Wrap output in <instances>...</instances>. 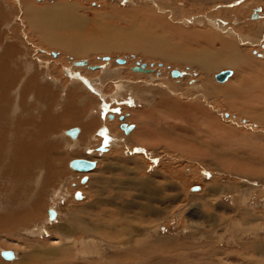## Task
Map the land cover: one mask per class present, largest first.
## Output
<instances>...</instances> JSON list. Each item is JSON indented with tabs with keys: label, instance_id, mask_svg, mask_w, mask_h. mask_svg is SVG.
Returning a JSON list of instances; mask_svg holds the SVG:
<instances>
[{
	"label": "rangeland",
	"instance_id": "rangeland-1",
	"mask_svg": "<svg viewBox=\"0 0 264 264\" xmlns=\"http://www.w3.org/2000/svg\"><path fill=\"white\" fill-rule=\"evenodd\" d=\"M18 1L0 0V219H20L17 226L0 223V264H264V253L251 252L254 245L264 250V34H257L264 0H27L42 8L31 18L33 34ZM61 2L87 19L63 21L53 10ZM166 27L174 31L169 36ZM149 37L168 57L186 43L207 58L218 47L214 40L236 43L250 68L240 77L251 85H238L233 68L207 75L190 64L173 66L145 47ZM81 61L103 68L73 66ZM137 64L152 75L134 72ZM226 71L228 84L217 79ZM218 87L230 93L216 94ZM142 112L165 131L140 146L126 139ZM123 123L134 128L126 133ZM74 128L80 133L69 139ZM102 128L109 130L105 146ZM80 138L88 144L80 146ZM21 145L23 153L11 154ZM78 159L96 168L75 171L70 163ZM49 210L57 212L55 222ZM10 250L17 255L11 262L1 255Z\"/></svg>",
	"mask_w": 264,
	"mask_h": 264
},
{
	"label": "bare ground",
	"instance_id": "bare-ground-1",
	"mask_svg": "<svg viewBox=\"0 0 264 264\" xmlns=\"http://www.w3.org/2000/svg\"><path fill=\"white\" fill-rule=\"evenodd\" d=\"M9 1H11V0H9ZM5 2H6V0H5ZM18 2H21V4H23V5H21V6H23V15L25 16V18L27 19V24H26V27L28 28L27 29V31H29L31 34H33L32 32H34V30H33V28L34 29H36L35 28V26L33 25V23H32V17H33V15L36 13L37 14V16H42V12H39V10L40 9H42V8H38V9H36V7H34V9L33 8H30L29 6H28V3L29 2H27V0H19ZM200 2V1H199ZM224 2H226V1H224ZM8 3H10V2H8ZM7 4V3H6ZM59 4V3H58ZM57 4V5H58ZM2 5V4H1ZM7 6V5H6ZM103 7V6H102ZM49 8H44V10H48ZM53 10H56L57 12H56V14H54V15H59V17L63 20V21H65V22H67L68 23V21H69V19L70 18H84V19H87V17H86V15H84V14H82V10H81V8H78L77 7V5H73V4H69V3H67V2H61L59 5H58V7L56 6V8H54ZM49 11H52V10H49ZM22 12V11H21ZM261 14H255V15H253V20H256V19H261V16H260ZM247 17V16H246ZM89 18V17H88ZM160 18V17H159ZM233 20V19H232ZM235 20V19H234ZM259 21V20H258ZM260 23V22H259ZM163 24V23H162ZM20 25V24H19ZM165 25V24H164ZM233 25V24H232ZM257 25H260V26H257V34H260V36H263V34H264V22L262 23L261 22V24H257ZM95 27H98V25L96 24L95 25ZM170 27L172 28V26L170 25ZM171 28H169V27H166V30H167V32H164L165 34H168V32H171V34H172V32H174ZM107 29V28H106ZM32 32H31V31ZM37 30V29H36ZM18 32H21V30L20 31H18ZM115 33V32H114ZM163 33V32H162ZM161 33V34H162ZM213 33V32H212ZM152 34V33H151ZM204 34V33H203ZM109 36V35H108ZM168 36H169V34H168ZM201 36V35H200ZM199 36V37H200ZM203 36V35H202ZM201 36V37H202ZM208 36H210V37H212L211 35H209L208 34ZM24 37V36H23ZM198 37V38H199ZM201 37H200V39H201ZM107 38V37H106ZM203 38V40H205L204 39V37H202ZM108 39H109V37H108ZM209 38H206V40L207 41H209L208 40ZM215 38H210V40H214ZM199 40V39H198ZM203 40H199V41H203ZM110 41V40H109ZM112 41V40H111ZM143 41V40H142ZM198 41V42H199ZM207 41H205L203 44H206V46H208L209 44H210V42H207ZM114 42V41H113ZM117 42H119V44H120V42H121V37H119L118 38V41ZM146 42V48H151V51H153V52H156V55L157 56H159L160 58H162V59H164V60H167V62H169V63H171L173 66H186V65H188V64H190L191 65V67H194V68H196V69H198V70H200L201 72H203V73H207V75H209L211 72H213V71H217V70H219V69H223V68H233V70L234 71H237L236 73H234V75H233V78H235L234 79V81H237V83H238V85L240 84L241 86H242V84L243 85H245V83H249L250 81H248V78H242V77H240V75L241 74H243L242 72H244V73H250V72H247V70H249L250 68H245L246 67V65L244 66L243 65V58H245V55H244V53L242 52V51H240L241 49H239L238 48V46H236V43H235V45L233 44H225L224 43V41L222 40V42L220 43L219 41H217V40H214V44H215V46H218V47H214L213 49L210 47L212 44H210L209 45V47L208 48H211L210 49V51H208V55H209V58H207L206 57V54H205V52H203V51H201V50H196V49H193V47H194V45L196 44V43H194L193 41H190V43L191 42H193L192 44V46L191 47H189L188 45H189V43H186L185 45H184V47L183 46H176V47H173L170 51H171V56H161V54H163V50L161 51V48H160V44H159V39L158 38H152V37H149V38H147V40L145 41ZM227 42V41H226ZM97 43V42H96ZM111 42H109V44H110ZM202 43V42H201ZM211 43H213V41H211ZM238 44V43H237ZM48 45V44H47ZM72 45V44H71ZM132 45H133V43H132ZM191 45V44H190ZM197 45V44H196ZM73 47H74V45H72ZM96 46V45H95ZM102 46V45H101ZM106 46V45H105ZM118 46V45H117ZM143 46V45H142ZM141 46V47H142ZM163 46V45H162ZM71 47V46H70ZM72 48V47H71ZM70 48V49H71ZM103 49L105 48L104 46L102 47ZM206 48V47H205ZM81 49H84V48H81ZM103 49H102V51H103ZM124 49V48H123ZM139 49V48H138ZM141 49H143V50H146L145 48H141ZM164 49V48H163ZM60 50V49H59ZM117 50V49H116ZM65 51V50H64ZM106 52H107V50H105ZM122 51V50H121ZM120 51V52H121ZM140 51V50H139ZM138 51V52H139ZM61 52V51H60ZM66 52V51H65ZM65 52H64V54H65ZM99 52V51H98ZM111 52V51H110ZM119 52V51H118ZM124 52V51H123ZM147 52V51H146ZM145 52V53H146ZM5 53H6V55H8V50H6L5 51ZM140 53V52H139ZM142 53V52H141ZM145 53H142V55H144ZM189 53V54H188ZM14 54V52L12 53V55ZM63 54V55H64ZM76 54V56L78 55L77 53H75ZM100 54V53H99ZM104 54V53H103ZM108 54V53H107ZM147 54V53H146ZM145 54V55H146ZM150 54V53H149ZM182 54H185L187 57H185V58H183V59H179V58H177V56H179V55H182ZM101 55V54H100ZM141 55V54H140ZM169 55V54H168ZM62 56V55H61ZM84 56V55H83ZM85 56H86V54H85ZM91 56H93L92 54H91ZM112 56V55H111ZM5 57V55L2 57V58H4ZM79 57V56H78ZM86 57H88V56H86ZM152 57H154V56H152ZM59 58V57H58ZM81 58H82V56H81ZM80 58V59H81ZM92 58V57H91ZM157 58V57H156ZM160 58H158V59H160ZM63 59V58H62ZM59 60V59H58ZM58 60H56V61H58ZM109 60H110V58H106L105 59V61L106 62H109ZM164 60H162V61H164ZM67 61V60H66ZM52 62V61H51ZM50 62V63H51ZM54 62V61H53ZM61 62V61H60ZM124 63H119V64H121V65H123V64H125V61H123ZM167 62H165V63H167ZM244 62H246L245 60H244ZM34 63V62H33ZM75 63H81V64H83L82 66H76V65H74ZM97 63V62H96ZM164 63V62H163ZM31 64V63H30ZM48 64H49V62H48ZM52 64V63H51ZM57 64H60V63H57ZM56 64V65H57ZM67 64V63H66ZM246 64V63H245ZM55 65V64H54ZM42 66V65H41ZM47 66V65H46ZM73 66L76 68V67H81V69L83 68V67H87L88 69H90V70H92V71H97V70H99V69H101V68H103V67H95V69H91L92 68V66H90L89 65V63L87 62V61H81V62H74L73 63ZM249 66H250V63H249ZM141 67V66H140ZM54 68V67H53ZM72 68V67H71ZM116 68H117V66H116ZM252 68V67H251ZM120 69V68H119ZM52 70V69H51ZM104 72H105V70H106V67H104ZM123 70V69H122ZM144 70L146 71V72H143V73H147V74H151V73H153V70L151 71V70H149L148 68H147V66L146 67H144ZM78 71H80V69L78 70ZM83 71V70H82ZM108 71V70H107ZM114 71V70H113ZM52 72V71H51ZM50 72V73H51ZM67 72V71H66ZM71 72V71H70ZM85 72V71H84ZM178 72V71H177ZM47 73V72H46ZM88 73V72H87ZM106 73V72H105ZM107 73H110L109 71L107 72ZM142 73V74H143ZM159 73V72H158ZM80 75V74H79ZM87 75V74H86ZM152 75V74H151ZM180 75V73L178 72V74L176 75V76H173V74H172V77H174V78H177L178 76ZM52 76V75H51ZM88 76V75H87ZM141 76V75H140ZM139 76V77H140ZM163 76V75H162ZM146 77V76H145ZM232 77V76H231ZM56 78V77H55ZM82 78V77H81ZM142 78V77H141ZM154 78V77H153ZM156 78V77H155ZM163 78H165V77H163ZM208 78V77H207ZM230 78V75L228 76V78H227V80ZM52 79H53V77H52ZM84 79V78H83ZM148 79V78H147ZM146 79V80H147ZM162 79V78H161ZM166 79V78H165ZM53 80H57V79H53ZM87 80V79H86ZM94 80V79H93ZM96 80V79H95ZM227 80H225V81H221V82H226ZM243 81V82H240V81ZM70 81H72V80H70ZM79 81V79H77V80H74V82H78ZM104 81V80H103ZM122 81V80H121ZM173 81V80H172ZM230 81V80H229ZM256 81V80H255ZM258 81H259V79H258ZM258 81H256L255 82V84L253 83V85H258V84H256V83H258ZM124 82H125V80H124ZM204 82V81H203ZM67 83H68V81H67ZM80 83V82H79ZM100 83V82H99ZM122 83V82H121ZM120 83V84H121ZM130 83V82H129ZM129 83L127 84L128 86H129ZM132 83V82H131ZM227 83V82H226ZM233 83V82H232ZM91 84V83H90ZM119 84V83H118ZM138 84V83H137ZM210 84V83H209ZM228 84V83H227ZM250 84V83H249ZM99 85L100 84H98V83H96L95 85H94V87H92V88H95L96 90H97V88H99ZM132 85H133V83H132ZM132 85H131V87H132ZM156 85V84H155ZM203 85V84H202ZM207 85V84H206ZM222 85V84H221ZM231 85V84H230ZM248 85V84H247ZM246 85V86H247ZM251 85V84H250ZM134 86V85H133ZM199 86V85H198ZM233 86V85H232ZM5 87H7V88H9L8 86H6L5 85ZM119 87V86H118ZM125 87H126V85H125ZM135 87V86H134ZM138 87V86H137ZM214 87V86H213ZM245 87V86H244ZM6 88V89H7ZM205 88V87H204ZM209 88V87H208ZM219 88V87H218ZM64 89V88H63ZM85 89H86V87H85ZM129 89L130 88H128L127 90H128V92L130 93V91H131V89H130V91H129ZM132 89H133V87H132ZM203 89V88H202ZM217 89V88H216ZM127 90H125V91H127ZM143 90V89H142ZM133 91H135V90H132V92L131 93H133ZM150 91V90H149ZM234 91V90H233ZM97 92H98V90H97ZM230 93V90H228V89H218V90H216V94H224V95H226V94H229ZM118 94H120V93H118ZM135 94V93H134ZM137 94V93H136ZM139 94H141V93H139ZM148 94H150V93H148ZM43 96H46L45 95V93L42 95V97ZM72 96V95H71ZM2 97V96H1ZM69 97V96H68ZM75 97V96H74ZM115 97V96H114ZM135 97V96H134ZM139 97V96H138ZM209 97V96H208ZM25 98V97H24ZM140 98V97H139ZM233 98V97H232ZM71 99V98H70ZM118 99V98H117ZM140 100V99H139ZM115 103V102H114ZM126 103V102H125ZM163 104V103H162ZM168 106V105H167ZM123 107V106H122ZM124 108V107H123ZM125 110H128V109H125ZM137 110V109H136ZM172 109L170 108V111H171ZM73 111V110H72ZM80 111V110H79ZM129 111V110H128ZM161 111V110H160ZM181 111V110H180ZM185 111V110H184ZM22 112H24V111H22ZM132 112V111H131ZM139 112V111H138ZM30 113V112H29ZM75 113V112H74ZM73 112L71 113V114H74ZM79 113V112H78ZM183 113V112H182ZM77 114V113H76ZM75 114V115H76ZM132 114V113H131ZM130 114V115H131ZM173 114H174V112H173ZM85 115V114H84ZM132 116V115H131ZM157 116V115H156ZM163 116V115H162ZM66 117V116H65ZM76 117V116H75ZM151 117H154V116H152V115H148V114H145V112L143 113H140V114H138V116L136 117V121H137V129H136V131H134V133L131 135V136H129L127 139H126V141H129V142H136V143H142V142H149L148 140L146 141V138H149L148 136H151L150 138H155L156 136H157V133H159L158 131H159V129H161V130H163V131H165L163 128H162V126H161V124H159V122H157V121H154L153 119L151 120ZM158 117V116H157ZM189 117V116H188ZM73 118V117H72ZM78 118V117H77ZM4 119V118H3ZM67 119V118H66ZM132 119V118H131ZM135 119V118H134ZM155 119V118H154ZM159 119V118H158ZM167 119V118H166ZM78 120H80V119H78ZM129 120V119H128ZM156 120V119H155ZM189 120V119H188ZM74 121H76V120H74ZM55 122V121H54ZM118 122V121H117ZM77 123V122H76ZM119 123V122H118ZM132 123V122H131ZM31 124V123H30ZM42 124V123H41ZM70 124H73V123H70ZM80 124V123H79ZM79 124L78 125H75V126H79ZM94 124V123H93ZM110 124V123H109ZM182 124V123H181ZM27 125V124H26ZM25 125V126H26ZM91 125V124H90ZM114 125V124H113ZM264 125V124H263ZM31 126V125H30ZM72 126V125H71ZM98 126V125H97ZM110 126V125H109ZM28 127H29V125H28ZM94 127V126H93ZM165 128H166V130L167 131H173V130H175L174 129V127H171V126H169V127H167V126H164ZM27 128V127H26ZM71 128V127H70ZM80 128V127H79ZM119 128V127H118ZM171 128V129H170ZM75 129V128H74ZM103 129V128H102ZM105 129H107V128H105ZM77 131H78V133H80L79 132V130L78 129H76ZM84 130H86V129H84L83 128V131ZM160 130V131H161ZM7 131V130H6ZM66 131V130H65ZM117 131V130H116ZM176 131V130H175ZM18 132V131H17ZM86 133L87 132H89V133H91V131H85ZM96 132V131H95ZM99 132V131H98ZM179 132V131H178ZM65 133V132H64ZM78 133H77V135H76V137L78 136ZM108 133H109V130L107 129V135H108ZM112 133H114V132H112ZM116 133V132H115ZM129 133V132H128ZM162 133V132H161ZM170 133V132H169ZM14 134V133H13ZM16 134V133H15ZM98 134V133H97ZM162 134H164V133H162ZM81 135H83V134H81ZM81 135H80V137H81ZM90 135V134H89ZM88 135V136H89ZM117 135V134H116ZM14 136V135H13ZM95 136V135H94ZM94 136H92L91 135V138L93 139L94 138ZM98 136L99 137H101V135H100V133L98 134ZM111 136V135H110ZM109 136V137H110ZM113 136V135H112ZM121 136V135H120ZM168 136V135H167ZM76 137H74V139H76ZM116 137V136H115ZM122 137H124V136H122ZM70 138V137H69ZM181 138V137H180ZM68 139V138H67ZM66 139V140H67ZM96 139V138H95ZM109 139H111V138H109ZM116 139H117V137H116ZM13 140V139H12ZM79 140V139H78ZM113 140V139H112ZM115 140V139H114ZM119 140V139H118ZM152 140V139H151ZM102 142H103V140H101ZM76 142H77V140H76ZM79 142V141H78ZM128 142V143H129ZM144 142V143H145ZM151 142V141H150ZM71 143H72V139H71ZM113 143V142H112ZM119 143V142H118ZM135 143V144H136ZM78 144V143H77ZM114 145H116V143H113ZM156 144V143H155ZM10 145H12V144H10ZM31 145V144H30ZM117 145H119V144H117ZM145 145V144H144ZM151 145V144H150ZM112 146V145H111ZM140 146H143V143H142V145H140ZM146 146V145H145ZM152 146V145H151ZM70 147V146H69ZM147 147V146H146ZM30 148V147H29ZM144 148V147H143ZM151 148V147H150ZM149 148V149H150ZM153 148H154V146H153ZM152 150V149H151ZM154 150V149H153ZM204 151V150H203ZM28 152V151H27ZM205 153V152H204ZM201 155V154H200ZM189 156V155H188ZM1 158V157H0ZM3 159L1 158V160H0V162L2 161ZM79 160V159H78ZM137 160H139V159H137ZM140 161V160H139ZM145 162V161H144ZM3 163V162H2ZM17 162H15L14 160H13V167L15 168L16 167V164ZM9 164V163H8ZM11 164V163H10ZM71 164V163H70ZM137 166V165H136ZM7 167V166H6ZM8 168V167H7ZM96 168V163H95V167H94V169ZM55 169V168H54ZM94 169H92V170H90V171H86V172H91V171H93ZM61 172V171H60ZM58 173H59V170H58ZM6 174V173H5ZM3 174H1V176H2ZM58 175V174H57ZM151 196V195H150ZM100 205V204H99ZM56 210V209H55ZM54 210V211H55ZM56 212V211H55ZM27 213V211L25 212V214ZM48 213V212H47ZM57 213V212H56ZM33 214V213H32ZM12 215V214H11ZM20 215V214H19ZM24 215V214H23ZM22 215V216H23ZM21 216V217H22ZM49 216V215H48ZM2 217V216H1ZM15 217V216H14ZM24 217L25 218H27L28 216H26V215H24ZM28 218H30V217H28ZM12 219H13V217H12ZM19 219V218H18ZM17 219V217L14 219V221H11L10 219H8V218H6V219H4V218H1L0 219V223H3V225H16L17 226V223L18 222H20V219L18 220ZM22 219V218H21ZM56 219H57V217H56ZM56 219L54 220V221H51L50 219V221L51 222H55L56 221ZM81 222V221H80ZM30 223V222H29ZM24 224V223H23ZM101 224V223H100ZM111 224V223H110ZM113 224V223H112ZM1 225V224H0ZM76 225V224H75ZM78 225V224H77ZM76 225V226H77ZM15 226V227H16ZM20 226V225H19ZM74 226V225H73ZM72 226V227H73ZM113 226V225H112ZM126 226V225H125ZM11 227V226H10ZM12 227H14V226H12ZM71 226H70V228H72ZM75 227V226H74ZM126 228V227H125ZM79 229V228H78ZM99 229V228H98ZM119 229V228H118ZM15 230V229H14ZM72 230V229H71ZM116 230V229H115ZM123 230V229H122ZM129 230H132L131 228L129 229ZM147 230V229H146ZM68 231V230H67ZM116 231H118V230H116ZM133 231V230H132ZM113 232V231H112ZM119 232H121V231H119ZM118 232V233H119ZM125 232H127V231H125ZM73 233V232H72ZM80 233V232H79ZM82 234H83V232H81ZM87 233H89V232H87ZM90 233H92V232H90ZM94 233V232H93ZM128 233V232H127ZM126 233V234H127ZM63 234V233H62ZM67 234V233H66ZM116 234V233H115ZM60 235V234H59ZM68 235H70L71 236V233L70 234H68ZM91 235V236H90ZM89 236L90 237H92V235L93 234H90ZM94 235H96L95 233H94ZM93 235V236H94ZM129 235V234H128ZM64 236V235H63ZM82 236V235H81ZM61 237V236H60ZM112 237V236H111ZM110 237V238H111ZM62 238V237H61ZM94 238V237H93ZM95 238H96V236H95ZM97 239V238H96ZM124 238H122V236H121V234H116V240H118V241H120V240H123ZM56 240V239H55ZM59 240L60 239H58V242H59ZM54 241V240H53ZM60 241H62V240H60ZM71 241V240H70ZM55 242V241H54ZM57 242V243H58ZM74 242V241H73ZM56 243V245H58ZM62 243V242H61ZM69 243V242H68ZM59 245H60V243H59ZM63 245V244H62ZM61 245V246H62ZM76 245V244H75ZM262 245V244H261ZM143 246V245H142ZM202 246H204L203 244H202ZM252 246V245H251ZM56 247V246H55ZM68 247V246H67ZM70 247V246H69ZM113 247V246H112ZM116 247V246H115ZM114 247V248H115ZM125 247H126V245H125ZM139 247H141V246H139ZM138 247V248H139ZM208 247V246H207ZM262 247H264V246H262ZM261 247V248H262ZM130 248V247H129ZM128 248V249H129ZM135 248V247H134ZM138 248H137V250H138ZM54 249V248H53ZM86 249L87 248H84V251L86 252ZM90 249V248H89ZM194 249V248H193ZM208 249H209V247H208ZM79 250V249H78ZM135 250H136V248H135ZM11 251V250H10ZM48 251V250H47ZM50 251V250H49ZM52 251H54V250H52ZM51 251V252H52ZM83 251V252H84ZM127 251V250H126ZM125 251V252H126ZM15 252V251H14ZM59 252H60V250H59ZM79 252V251H78ZM251 252L252 253H259V252H261V253H264V250H259V248H258V246H256V245H254L253 246V249L251 250ZM2 253V252H1ZM212 253V252H211ZM44 254V253H43ZM49 254V253H48ZM55 254V253H54ZM87 254H88V252H87ZM124 254V253H123ZM141 254V253H140ZM183 254V253H182ZM181 254V255H182ZM188 254H190V253H188ZM14 255H15V253H14ZM51 255V254H50ZM121 255V254H120ZM187 255V254H186ZM254 255V254H253ZM16 256L17 255H15V258H16ZM52 256H55V255H52ZM106 256H108V255H106ZM112 256V255H111ZM117 256V255H116ZM121 256H123V255H121ZM136 256V255H135ZM169 256H171V255H169ZM173 256H174V254H173ZM252 256V255H251ZM99 257V256H98ZM103 257V256H102ZM119 257V256H118ZM132 257V256H131ZM165 257H166V255H165ZM175 257V256H174ZM45 258V257H44ZM166 258H168V257H166ZM170 258V257H169ZM173 258V257H172ZM176 258V257H175ZM47 259V258H46ZM132 259V258H131ZM134 259V258H133ZM136 259H137V257H136ZM142 259H143V257H142ZM174 259V258H173ZM181 259V258H180ZM6 260V259H5ZM14 260V259H13ZM13 260H11V261H13ZM41 260V259H40ZM162 260V259H161ZM241 260V259H240ZM6 261H9V260H6ZM10 261V262H11ZM98 261H99V259H98ZM126 261V260H125ZM135 261V260H134ZM139 261V260H138ZM174 261V260H173ZM242 261V260H241ZM119 262V261H118ZM127 262H128V260H127ZM136 262V261H135ZM162 262V261H161ZM4 263V262H3ZM101 263V262H100ZM132 263V262H131ZM103 264H105L104 262H103ZM118 264V263H117ZM123 264H124V262H123Z\"/></svg>",
	"mask_w": 264,
	"mask_h": 264
},
{
	"label": "water",
	"instance_id": "water-1",
	"mask_svg": "<svg viewBox=\"0 0 264 264\" xmlns=\"http://www.w3.org/2000/svg\"><path fill=\"white\" fill-rule=\"evenodd\" d=\"M117 63H124V62H123V60H117ZM74 65H76V66H82L83 64H81V63H75ZM144 67H146V64H142V65L138 64L135 67H133L132 70L134 72H137V73H143V72H146L144 70ZM91 69H95V67H92ZM172 74H173V76H176L178 74V72L177 71H173ZM229 75H230V72H227V71L226 72H222L219 75H217V79L219 81H225V80H227V78H228ZM104 107H105V109H108L109 108V106H104ZM116 111H117L116 109H110V112H111L110 118L111 119L114 118V113H116ZM124 118H125L124 116H121L120 117V120L121 121H124ZM121 128L126 133H128V132H130L134 128V126L133 125L128 126L127 124L123 123L121 125ZM77 133H78V131L76 129H71L68 132V136H70L71 138H74V137H76ZM99 133L103 137V146H105V144H106V142L108 140V138H107V129L103 128V129H101L99 131ZM71 167L75 171L86 172V171H90V170L94 169L95 163L94 162H91L89 160L80 159V160L73 161L71 163ZM48 215H49V219L51 221H54L56 219V217H57V213L54 210H49L48 211ZM1 255H2V257L4 259L9 260V261L15 259V255L11 251H4V252L1 253Z\"/></svg>",
	"mask_w": 264,
	"mask_h": 264
},
{
	"label": "crops",
	"instance_id": "crops-1",
	"mask_svg": "<svg viewBox=\"0 0 264 264\" xmlns=\"http://www.w3.org/2000/svg\"><path fill=\"white\" fill-rule=\"evenodd\" d=\"M48 117H51V116L49 115ZM55 119H59V117L57 116ZM97 127H98V126H97ZM97 127H95L94 129H96ZM100 130H101V129H100ZM100 130H99V131H100ZM98 134H99V132H98ZM78 135H79V133H78ZM69 137H70V136H69ZM69 137H68V138H69ZM77 137H78V136H77ZM66 138H67V137H66ZM69 139H70V138H69ZM72 140H73V139H72ZM65 141H66V140H65ZM88 141H89V139H87V138H80V139H79L80 146H81V145L86 146V145L88 144ZM23 145H24V144H23ZM23 145L19 146V149H18V147H17L14 151H13V149H11V151H13L11 154H13L16 150H17L18 154H19V153H23V151H24V150H23ZM70 145H71V144H70ZM75 145H77V143H75ZM75 145H74V146H75ZM24 146H25V145H24ZM27 148H28V147L25 146V149H26V150H27ZM76 151H77L78 153H85V152H82V151H84V149L78 150V149L76 148L75 152H76ZM7 152H8V151H7ZM26 152H27V151H26ZM11 157H12V159H14V156H11ZM77 157H78V156H77ZM9 160H10V159H9ZM8 162H9V161H8ZM71 168H72V167H71ZM58 169H59V171H61L60 173L62 174V172H63L64 169H63L62 167H58L57 170H58ZM58 178H60V177H58ZM65 178H66V177H65ZM55 179H56V178H55Z\"/></svg>",
	"mask_w": 264,
	"mask_h": 264
},
{
	"label": "flooded vegetation",
	"instance_id": "flooded-vegetation-1",
	"mask_svg": "<svg viewBox=\"0 0 264 264\" xmlns=\"http://www.w3.org/2000/svg\"><path fill=\"white\" fill-rule=\"evenodd\" d=\"M115 117H116V115H115ZM115 117H114V118H115ZM114 118H112V119H110V120H114Z\"/></svg>",
	"mask_w": 264,
	"mask_h": 264
}]
</instances>
